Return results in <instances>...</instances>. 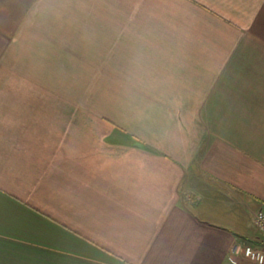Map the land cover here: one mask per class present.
Returning a JSON list of instances; mask_svg holds the SVG:
<instances>
[{
	"label": "crops",
	"instance_id": "1",
	"mask_svg": "<svg viewBox=\"0 0 264 264\" xmlns=\"http://www.w3.org/2000/svg\"><path fill=\"white\" fill-rule=\"evenodd\" d=\"M260 209L264 0H0V264H250Z\"/></svg>",
	"mask_w": 264,
	"mask_h": 264
},
{
	"label": "built area",
	"instance_id": "2",
	"mask_svg": "<svg viewBox=\"0 0 264 264\" xmlns=\"http://www.w3.org/2000/svg\"><path fill=\"white\" fill-rule=\"evenodd\" d=\"M254 225L259 229L264 231V210L260 209L254 214ZM242 255L244 258L253 262V264H264V250L260 248H255L251 245H245L242 248ZM230 261L236 263V259L230 256Z\"/></svg>",
	"mask_w": 264,
	"mask_h": 264
},
{
	"label": "rangeland",
	"instance_id": "3",
	"mask_svg": "<svg viewBox=\"0 0 264 264\" xmlns=\"http://www.w3.org/2000/svg\"><path fill=\"white\" fill-rule=\"evenodd\" d=\"M249 262H251L250 264H253V262H252V261H250V260H249Z\"/></svg>",
	"mask_w": 264,
	"mask_h": 264
}]
</instances>
